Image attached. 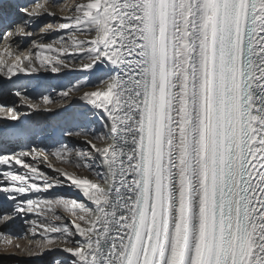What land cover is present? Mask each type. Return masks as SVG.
<instances>
[{
    "label": "snow or ice",
    "instance_id": "snow-or-ice-1",
    "mask_svg": "<svg viewBox=\"0 0 264 264\" xmlns=\"http://www.w3.org/2000/svg\"><path fill=\"white\" fill-rule=\"evenodd\" d=\"M12 142L5 252L264 264V0H0Z\"/></svg>",
    "mask_w": 264,
    "mask_h": 264
},
{
    "label": "bare ground",
    "instance_id": "bare-ground-1",
    "mask_svg": "<svg viewBox=\"0 0 264 264\" xmlns=\"http://www.w3.org/2000/svg\"><path fill=\"white\" fill-rule=\"evenodd\" d=\"M40 75H49V74H40ZM51 83H55V81H50ZM35 83V81L33 82ZM98 127V126H97ZM0 149L3 150H19V146L15 143H9L7 145H2L0 146ZM65 195H73L74 193L68 192V191H64ZM62 215L66 216V213H62ZM69 219H71V217H68ZM19 225H20V221H16V223L14 225H9L8 227H5L4 225H0V231L3 232H19ZM21 235H23V233H20ZM40 237L36 236V237H32L31 235L26 236L20 240L16 239L14 241V243L19 244L20 245V250H17L15 248L9 249L8 252H3L0 253V263L1 264H30L32 262H37V261H43L46 262L47 260H49V258L51 256L49 255H45V256H39L34 254L35 252L38 251V249L36 248V244L35 241L39 240ZM2 248V247H1ZM31 250V251H30ZM2 251V250H1ZM34 259V261H33Z\"/></svg>",
    "mask_w": 264,
    "mask_h": 264
},
{
    "label": "rangeland",
    "instance_id": "rangeland-1",
    "mask_svg": "<svg viewBox=\"0 0 264 264\" xmlns=\"http://www.w3.org/2000/svg\"><path fill=\"white\" fill-rule=\"evenodd\" d=\"M16 239H14V241H15ZM18 240H20V239H18ZM14 241H13V243H14ZM14 244H16V243H14ZM2 247V248H1ZM12 249V248H11ZM2 250V251H1ZM4 252V250H3V245H0V253H3ZM52 259V257H50L49 258V260H47L46 262H43L42 260L41 261H37V262H35L34 261V259H33V261L34 262H32V263H30V264H50V260ZM1 264V263H0Z\"/></svg>",
    "mask_w": 264,
    "mask_h": 264
}]
</instances>
